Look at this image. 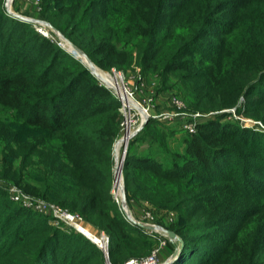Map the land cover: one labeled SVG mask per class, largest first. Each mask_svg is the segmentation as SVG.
I'll return each mask as SVG.
<instances>
[{"label": "trees", "instance_id": "16d2710c", "mask_svg": "<svg viewBox=\"0 0 264 264\" xmlns=\"http://www.w3.org/2000/svg\"><path fill=\"white\" fill-rule=\"evenodd\" d=\"M41 17L96 67L174 77L193 111L229 109L243 97L237 113L264 125V0H44ZM119 107L80 60L0 1V264H106L82 234L11 202L5 182L94 214L110 264L148 257L151 235L101 183L113 174ZM221 120L199 123L182 152L169 151L153 120L129 142L127 202L177 214L165 227L183 240L172 264H264V131ZM143 135L164 157L132 152Z\"/></svg>", "mask_w": 264, "mask_h": 264}, {"label": "rangeland", "instance_id": "374dc122", "mask_svg": "<svg viewBox=\"0 0 264 264\" xmlns=\"http://www.w3.org/2000/svg\"><path fill=\"white\" fill-rule=\"evenodd\" d=\"M1 1V7H3V11L6 12V0H0ZM39 4L36 5L32 0H12L10 4V11L32 19H37L40 21H45L41 17V11L44 7V0H39ZM47 22V21H45ZM49 23V22H48ZM35 31L43 36L46 39L51 40L54 42L57 46L63 48L64 43L57 37L55 34L44 27L41 26H33ZM59 32V31H58ZM44 33V34H43ZM60 33V32H59ZM61 34V33H60ZM62 35V34H61ZM63 36V35H62ZM64 37V36H63ZM67 39V38H66ZM68 40V39H67ZM67 52V51H66ZM81 62V61H80ZM82 63V62H81ZM133 66V65H132ZM130 66L126 70H116L115 67H112L111 69L105 70L100 67H97L101 72L105 74H109L110 78H113L114 75L117 77L118 83H120V86L123 89H127L128 92L131 93L133 101L137 102L142 108L148 110L149 114H151L152 117L149 118V120H153L156 123L153 125L157 129V132L159 134L164 135L166 138L164 140V143L168 147L170 152H182L183 151V139L185 136H189V132L187 130H184L182 127L183 124L186 123V121L192 120L191 117H182L176 118V119H165L161 117L165 114H174L178 109L175 107V105L172 104L173 99L179 100L183 105L184 109L183 112H185L187 115H196L199 114L201 116V119L199 123H202L204 121H209L212 119L217 118V115L220 116L222 119V122L226 121H233L239 123L241 126H243L246 130H250L251 128H261L262 131H264V125L261 121L257 122L254 119L245 116L244 114H238L237 113V107H244V98L241 97L239 99V103L236 105V107H230L229 109H224L221 111L216 112H208V111H193L192 110V104L191 99L188 97L187 91L185 92V87L181 86L179 82L176 80V78L171 77V82H163L162 77L160 75H147L142 76L140 74V69L138 67H132ZM100 85H102L98 80H96ZM103 86V85H102ZM104 87V86H103ZM106 88V87H104ZM107 89V88H106ZM109 90L112 95L118 99V96L110 89ZM257 98L254 95H251L249 98V101L253 102L256 101ZM120 103V107L118 109L119 115H120V122L118 126V135L117 138L113 144V147L115 143L120 140L124 135V121H125V114H128L130 116L131 120V128L134 130L136 129L139 124L141 123L140 116L137 114L136 111L130 110L125 113L121 104V101L118 99ZM191 106V107H190ZM195 106V104L193 105ZM264 109V105L262 106ZM243 109V108H242ZM224 116V117H223ZM154 117V118H153ZM157 117V118H155ZM263 126V127H262ZM144 130V128H143ZM141 130V131H143ZM148 130H151L149 128ZM139 132L137 135L140 136L142 132ZM172 131V133H171ZM198 132V128H196V132ZM194 133V134H195ZM135 137H138V136ZM147 135V134H146ZM143 135L141 136V140L133 145L132 152L136 153H153L160 157H164L165 155L161 149H159L155 142H152L149 136ZM133 137L132 139H134ZM130 139L128 141V144L126 148L122 147L119 149V154L122 159L125 158L128 151L129 142L132 140ZM112 147V151H113ZM112 156V178L109 183V181L105 178H101V183H104L105 187V194H110L112 198V202L117 204L120 207V202L117 201V198L114 195V158L113 154L111 152ZM123 162V164H124ZM125 169L123 167L122 175H124ZM124 177V176H123ZM104 179V180H103ZM7 184H10L11 186L8 187V193L10 188L15 187L17 192L26 198H29L32 202L31 205L33 206L32 210L27 209L22 206L21 203L13 202L14 204H17L24 209L31 210L32 212L44 215L46 217L52 218V224L58 225L61 223V225H64L68 229H72L73 231H76L83 235L82 232H80L78 229L75 228L74 225H70L65 222L56 221L54 217L52 207L59 208L61 211H65L72 216H77L81 219V222H78L83 226L84 228H87L89 231L94 233L98 236H103L109 238L99 227L98 220L94 214L91 212L89 213L88 210L85 211L86 214H82L81 212H71L67 208H65L62 205H59L55 202H49L47 200L39 199L34 196L27 195L23 192V190L20 187L15 186L12 183L5 182ZM109 183L108 189L107 184ZM3 185V182L0 180V186ZM10 195V194H9ZM112 203V204H113ZM128 203V202H127ZM42 207V208H41ZM128 208L131 213V215L140 222L151 224V225H158L161 227H169L174 224L176 221L177 214L175 212L171 211H165V210H159L154 207H152L147 201L145 200H137L134 199L133 201L128 203ZM118 210V209H117ZM119 211V210H118ZM121 211V207H120ZM122 212V211H121ZM150 215L152 217L151 222H147V220L144 218L146 215ZM149 233L151 241H152V250L148 257H150L153 253H155L156 262L158 264L162 263L166 259L169 258V256L172 254L170 250H167V241L170 242L166 237H164L161 234L158 233ZM84 236V235H83ZM96 245V244H94ZM97 246V245H96ZM99 248V246H97ZM100 249V248H99ZM103 252V250L101 249ZM104 253V252H103ZM105 255V254H104ZM147 257V258H148ZM106 259V258H105ZM136 260H142L133 258ZM146 259V258H144ZM131 260V259H130ZM129 261V260H128ZM127 262V261H126ZM125 262V263H126ZM110 263V262H109ZM124 263V264H125Z\"/></svg>", "mask_w": 264, "mask_h": 264}, {"label": "water", "instance_id": "95a60500", "mask_svg": "<svg viewBox=\"0 0 264 264\" xmlns=\"http://www.w3.org/2000/svg\"><path fill=\"white\" fill-rule=\"evenodd\" d=\"M12 0H7L6 1V12L7 14L14 18L17 19L23 23H27L33 26H41L44 28H47L49 30H51L64 44L65 46L67 45V47H63L70 55H72L75 59L80 60L90 71V73L94 76V78L96 80H98L104 87H106L107 89L112 90L117 96L118 99L121 101L122 97L125 99L127 96L123 93L122 97H120V95L117 93V90H115L114 86L110 83L109 80H107L106 78L102 77L101 71L96 67V65L91 61V59L86 55V53H84L80 48H78L77 46H75L73 43H71L69 40H67L65 37H63L56 28H54L50 23L45 22V21H40L37 19H32V18H27L21 15H18L12 11H10V4H11ZM122 102V101H121ZM135 105H137V109L138 111H140L141 113L145 114L144 109L135 102ZM149 116H146L143 121H141V123L139 124V126L131 133L129 134V136L127 138H122L121 140H118L114 147H113V158H114V181H118L120 186H119V193H120V207H121V211L123 213V215L125 216V218L134 226L146 231V232H152V233H158L163 235L164 237H166L170 243L175 245L174 251L172 252V254L169 256L168 259H166L165 261H163L160 264H172L176 261V259L178 258L181 249L183 248V240L181 237H179L175 232L168 230L164 227L158 226V225H151V224H146L140 221H137L130 213L129 208H128V203H127V198H126V192H125V184H124V178L122 175V170L124 167V158L122 159V157L120 158V154L117 151V144L119 142H121L123 144L124 149L126 148L128 141L130 139H132L133 137H135L141 130H143V128L145 127V125L147 124V122L149 121ZM84 235V234H83ZM88 240H90L92 243L96 244V242L92 241L91 239L87 238ZM99 246V245H97ZM100 249L103 250L104 254H105V258H106V264H110L109 263V253H108V248L106 247H102L99 246Z\"/></svg>", "mask_w": 264, "mask_h": 264}, {"label": "built area", "instance_id": "2783aa9c", "mask_svg": "<svg viewBox=\"0 0 264 264\" xmlns=\"http://www.w3.org/2000/svg\"><path fill=\"white\" fill-rule=\"evenodd\" d=\"M32 1L36 5H38L40 2L39 0H32ZM123 90H124L125 95L127 97L129 96L132 99L131 93L128 92L126 88ZM172 104L175 105V107L178 109V111H176L174 114L162 115L161 117L168 119V120L181 118V117L183 119L184 116L185 117H188V116L191 117L192 120L186 121V123L182 125L183 126L182 128L184 130H187L189 132V134H194L196 132V128L199 124L201 116L199 114L187 115L185 112H183V109L185 108L184 105L177 99H173ZM149 117H152V116L150 115ZM155 118H157V117H155ZM9 194H10L11 202L21 203L23 207L32 210L33 206L30 203L32 201L29 198L21 196L17 192L15 187L10 188ZM51 209L53 210L54 217L56 218L55 219L56 221H61V222L68 223L70 225H74L76 229H78V227L81 225L78 223V222H81V219L79 217L72 216L71 214H69L65 211H61L59 208H56V207H52ZM144 218L147 220V222L152 221V217L148 214ZM104 238H105V246L104 247L108 248L109 247V238H107V237H104ZM125 264H158V263L156 262L155 253H153L150 257H148L146 259H142V260L131 259V260L127 261Z\"/></svg>", "mask_w": 264, "mask_h": 264}, {"label": "bare ground", "instance_id": "6f19581e", "mask_svg": "<svg viewBox=\"0 0 264 264\" xmlns=\"http://www.w3.org/2000/svg\"><path fill=\"white\" fill-rule=\"evenodd\" d=\"M64 46H65V44L63 45V47ZM65 47H67V45ZM101 74H102V77H104V78H106L107 80L110 81V83L114 86L115 90H117V93L120 95V97H122L121 93L125 94L123 88L120 86V83H118L117 77L115 75H114L113 78H110L109 74H105L103 72H101ZM121 101H122L121 103H122L124 112L126 113L127 110L128 111H130V110L136 111L137 114L140 116L141 121H143V119L146 116H150L151 115V114H149L148 110H146V109H144L146 115H144V113H141L140 111H138V109H137L138 107H137V105H135V101H133L129 96L126 97L125 99L122 97ZM130 123H131L130 116L128 114H125L124 135H123L122 138H127L129 136V134H131L135 130V129L133 130L131 128V126H130L131 124ZM122 147H123V144L121 142H119L117 144V151L119 152V149H121ZM119 186H120L119 182L118 181H116V182L114 181V188H113L114 189V195L117 198L118 202H120ZM78 230L80 232H82L86 238H89L92 241L96 242L97 245L102 246V247L105 246V238L103 236L95 235L94 233H92L87 228H84L81 225L78 227Z\"/></svg>", "mask_w": 264, "mask_h": 264}]
</instances>
